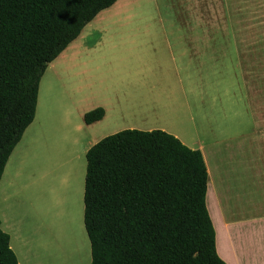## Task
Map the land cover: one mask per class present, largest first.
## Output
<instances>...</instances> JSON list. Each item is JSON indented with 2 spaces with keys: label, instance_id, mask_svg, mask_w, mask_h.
<instances>
[{
  "label": "crops",
  "instance_id": "obj_1",
  "mask_svg": "<svg viewBox=\"0 0 264 264\" xmlns=\"http://www.w3.org/2000/svg\"><path fill=\"white\" fill-rule=\"evenodd\" d=\"M125 1L101 11L49 64L51 78L69 97L68 121L75 119L87 135L81 157L123 130L177 137L204 158L218 256L226 264H264V25L195 19L199 11L215 16L216 0H157L156 9L122 6ZM188 12L194 19L184 22ZM97 108L104 117L87 125L85 114ZM39 115L23 136L32 135L35 147L55 138L50 119ZM90 135L98 139L91 142ZM19 144L0 182L1 229L19 264H70L82 253L81 233L73 245L63 238V247L57 238L54 248L45 239L54 256L28 247L34 232L32 225L22 230L23 198L13 182L21 170L6 178Z\"/></svg>",
  "mask_w": 264,
  "mask_h": 264
},
{
  "label": "trees",
  "instance_id": "obj_2",
  "mask_svg": "<svg viewBox=\"0 0 264 264\" xmlns=\"http://www.w3.org/2000/svg\"><path fill=\"white\" fill-rule=\"evenodd\" d=\"M118 0H0V182L33 123L48 66ZM103 108L85 114L102 120ZM84 226L90 264H226L206 196L198 150L162 131L128 129L86 154ZM0 264H19L1 229Z\"/></svg>",
  "mask_w": 264,
  "mask_h": 264
},
{
  "label": "rangeland",
  "instance_id": "obj_3",
  "mask_svg": "<svg viewBox=\"0 0 264 264\" xmlns=\"http://www.w3.org/2000/svg\"><path fill=\"white\" fill-rule=\"evenodd\" d=\"M123 5L156 9L161 7V1L133 0L129 4L126 0ZM198 13L195 19L201 18V21L205 19L218 25L260 26L264 25V0H216L215 16L209 15L207 11ZM179 16L177 14L174 17ZM188 19L192 20L194 16L188 12L187 17L184 13V22H189ZM256 29L253 28L250 32H255ZM187 34L191 35L189 32L186 36ZM39 90L37 114L39 111L40 115L50 119L48 127H51L55 133V138L44 139V143L37 147L33 145L32 135L28 134L25 140L22 138L23 142L21 140V145L19 144V148L16 149L17 153L15 152L9 162L6 178H9L12 170H21L20 176L13 182L18 184L23 198V201L21 199L24 220L22 230L32 225L31 230L34 232L28 247L34 252L49 251L50 255L54 256L52 248L59 244V241L62 247L63 238L67 243L75 244L78 234L81 233L84 240L82 253L76 254L70 260V264H83L81 258L88 255L92 258L91 245L84 226L87 161L80 155V151L88 145L87 135L85 132L82 134V130L78 129L75 119H72V122L68 121L66 106L69 97L59 81L51 78L49 66L41 79ZM98 135H90L89 141L94 142L98 139ZM48 226L51 231L47 230ZM45 239L53 242L51 249L48 248L49 243L44 241Z\"/></svg>",
  "mask_w": 264,
  "mask_h": 264
},
{
  "label": "bare ground",
  "instance_id": "obj_4",
  "mask_svg": "<svg viewBox=\"0 0 264 264\" xmlns=\"http://www.w3.org/2000/svg\"><path fill=\"white\" fill-rule=\"evenodd\" d=\"M79 235V234H78ZM80 244V243H79Z\"/></svg>",
  "mask_w": 264,
  "mask_h": 264
}]
</instances>
